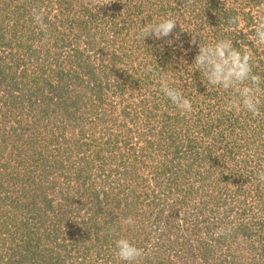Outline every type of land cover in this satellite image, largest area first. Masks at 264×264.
I'll list each match as a JSON object with an SVG mask.
<instances>
[{
	"label": "rangeland",
	"instance_id": "1",
	"mask_svg": "<svg viewBox=\"0 0 264 264\" xmlns=\"http://www.w3.org/2000/svg\"><path fill=\"white\" fill-rule=\"evenodd\" d=\"M261 5L0 0V264H124L121 236L144 249L139 264H264V104L255 118L226 111L231 93L190 68L200 43L229 38L251 49L264 78V46L249 39ZM33 8L44 10L47 39ZM169 13L182 29L139 36ZM237 15L244 27L225 31ZM149 72L159 78L137 81ZM164 75L190 114L169 100L151 116L167 98ZM71 93L81 100L73 115L70 103L56 106ZM129 216L135 226L122 227Z\"/></svg>",
	"mask_w": 264,
	"mask_h": 264
},
{
	"label": "clouds",
	"instance_id": "2",
	"mask_svg": "<svg viewBox=\"0 0 264 264\" xmlns=\"http://www.w3.org/2000/svg\"><path fill=\"white\" fill-rule=\"evenodd\" d=\"M192 3L193 0H186L187 5ZM260 7L261 11L254 25V35L249 36V39L258 46H264V5ZM31 14L34 23L45 33L47 39L48 25L44 22V10L33 8ZM178 24L182 29L183 25L169 13L167 17L159 21L153 20L143 26L139 36L144 40L150 36L156 39L168 37ZM228 25L225 31H237L244 27V20L239 15L233 16L229 18ZM192 43L196 44L195 36ZM254 59V54L247 45L237 48L232 39L224 38L207 44L200 43L198 54L190 68L194 66L201 73L202 81L208 89L218 87L231 93L224 105L226 111H243L251 113L255 118L261 115L260 109L264 104V87L261 86L264 78L253 72ZM147 71H152V68L149 67ZM159 83L160 91L180 110L181 115L193 111L192 102L185 97L182 90L171 86L166 75L160 76ZM258 180L264 182V171L258 173ZM135 223L131 216L122 217L120 220L124 228L134 227ZM114 243V255L124 264H139L144 256V249L127 237L121 236Z\"/></svg>",
	"mask_w": 264,
	"mask_h": 264
},
{
	"label": "trees",
	"instance_id": "3",
	"mask_svg": "<svg viewBox=\"0 0 264 264\" xmlns=\"http://www.w3.org/2000/svg\"><path fill=\"white\" fill-rule=\"evenodd\" d=\"M99 34V33H98ZM96 36H97V33H90L89 32V34H88V37L91 39V42L90 43H95V39H96ZM155 63V61H153L152 63H148L147 62V66H152V65H155L154 64ZM88 67H90L89 65H88ZM56 68V67H55ZM50 70H52V72H53V74L55 75V77H57V76H59L60 78L58 79V80H60V81H63L68 75H69V73H67L66 75H64V73H65V71L63 72V71H61V69H57V72L54 70V69H50ZM145 73L147 72L146 70L144 71ZM93 73V70H91L90 68L87 70V73L85 74V76L84 77H86L87 78V76H89L90 77V75ZM145 73H143V74H138V76H140L139 77V79H137V81H139V82H141V83H146L147 85H150L151 83H150V81L152 80H154V79H156V77H158L159 78V75L156 73V72H153L152 74L149 72V73H147V74H145ZM156 73V74H155ZM157 75V76H156ZM137 76V77H138ZM132 77H134V80H136L135 79V73H132L131 75L130 74H128V76L127 77H124V79H125V81L126 82H130V79L132 78ZM75 78L78 80L77 81V83L76 84H78L79 83V85H82L85 81H84V79L82 80L81 79V77L80 76H78V75H76L75 76ZM65 81V80H64ZM86 86L87 87H89L90 85L89 84H86ZM77 97H78V95H77ZM61 99V101L59 102V103H56V106L57 105H63V108H65V110H67L66 108L69 106V103H70V105H71V108L69 109V113H70V115H73L74 113H75V111H76V104L77 103H79V100L80 99H78V98H76V97H73V95H72V93L71 94H64L63 96H61L60 97ZM162 100H164V102L162 103V102H160V103H153V106H151V110H149L151 113L153 112V114H151V116L153 115V117H155V112H162V113H164L163 115H165V113H167L166 111H165V109H167L168 107H167V105H168V102H169V99L168 98H163ZM81 101V100H80ZM74 106V107H73ZM57 108H58V106H57ZM120 203L121 202H118L115 206H117V208L119 209V207H120ZM130 208L131 207H129V208H127L126 210L127 211H129L130 210ZM115 210V209H114ZM109 215H111V219H110V222H113V220L116 218V215L113 213V212H111Z\"/></svg>",
	"mask_w": 264,
	"mask_h": 264
}]
</instances>
